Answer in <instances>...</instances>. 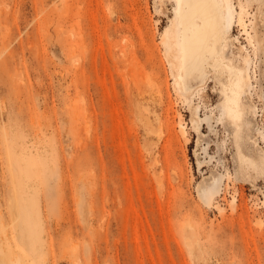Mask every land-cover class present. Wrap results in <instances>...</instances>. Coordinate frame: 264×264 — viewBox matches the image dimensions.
<instances>
[{
    "label": "rangeland",
    "instance_id": "374dc122",
    "mask_svg": "<svg viewBox=\"0 0 264 264\" xmlns=\"http://www.w3.org/2000/svg\"><path fill=\"white\" fill-rule=\"evenodd\" d=\"M229 2L238 139L175 0H0V264H264V0Z\"/></svg>",
    "mask_w": 264,
    "mask_h": 264
},
{
    "label": "bare ground",
    "instance_id": "6f19581e",
    "mask_svg": "<svg viewBox=\"0 0 264 264\" xmlns=\"http://www.w3.org/2000/svg\"><path fill=\"white\" fill-rule=\"evenodd\" d=\"M172 34L176 83L186 93L192 80L206 83L213 74L221 85L225 114L241 130L244 110L241 105L247 79L242 68L227 59L228 34L234 24V11L229 0H175ZM185 133V126L181 125ZM241 161L256 172L262 163L245 157Z\"/></svg>",
    "mask_w": 264,
    "mask_h": 264
}]
</instances>
